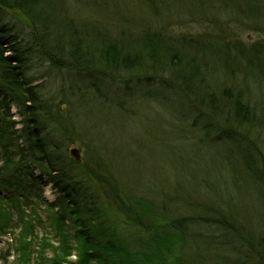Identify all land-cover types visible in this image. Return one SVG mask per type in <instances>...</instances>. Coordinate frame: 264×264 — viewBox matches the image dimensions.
Returning a JSON list of instances; mask_svg holds the SVG:
<instances>
[{
  "label": "rangeland",
  "instance_id": "obj_1",
  "mask_svg": "<svg viewBox=\"0 0 264 264\" xmlns=\"http://www.w3.org/2000/svg\"><path fill=\"white\" fill-rule=\"evenodd\" d=\"M238 2L241 0H53L42 10L52 21L50 39L55 52L62 53V41L67 44L72 38L80 41L76 44L79 56L93 54L100 65L104 47L106 53L134 55L144 45L154 48L152 41L160 35L176 50L197 57L203 54L214 69L212 80L217 89L238 91L263 114L264 77L259 78L253 65L244 63L237 51L254 55L250 47L264 44V0L256 6ZM0 25H7L22 46L30 44L38 51L31 41V25L17 11L0 15ZM33 57L29 74L51 106L53 120L61 121L65 145L59 155L69 159L68 147L75 143L82 159L87 152L86 157L97 163L101 160L104 169L118 174L125 187L121 197L127 204L128 194L134 192L157 199L152 195L161 187V197L177 199L172 208L177 206L179 214H198L196 208L207 206L213 213L203 211L201 215L208 222L224 217L254 243L240 242L234 232L193 227L185 241L182 264H261L258 254L264 247L261 249L258 239L264 236V131L250 136V141H221L227 135L206 134L193 104L158 84L149 72L133 79L100 68L96 60L98 71L88 73L68 69L65 62L55 65L42 54ZM11 112L19 122L15 106ZM254 154L256 174L244 166L255 167L251 165ZM35 173L40 175L39 170ZM95 188L106 200L100 185ZM39 189L42 200L53 202L59 196L49 182ZM56 219L55 211L38 200L30 207L0 202V264L13 263L18 255L15 250L21 257L27 247L32 263L49 264L56 260L55 251L58 259L75 261V239L63 238L65 244H61L62 236L74 232L66 227L59 235L52 225Z\"/></svg>",
  "mask_w": 264,
  "mask_h": 264
},
{
  "label": "trees",
  "instance_id": "obj_2",
  "mask_svg": "<svg viewBox=\"0 0 264 264\" xmlns=\"http://www.w3.org/2000/svg\"><path fill=\"white\" fill-rule=\"evenodd\" d=\"M51 1L0 0V15L5 16L9 11L21 14L31 25V41L38 47L35 52L30 44L22 46L7 25H0V202L14 201L30 207L36 200L41 201L55 211L57 219L52 225L59 235L62 236L66 227H70L69 233L74 232L62 236L61 244H65L63 238L75 239L78 245L76 260L58 259L55 251L56 260H50L49 264H182L185 241L193 227L234 232L241 238L240 242L254 245L247 236L243 237V232L228 225L224 217L208 222L207 217L201 215L203 211L213 213L207 206L196 208L198 214H179L177 206L172 208V202L177 199L161 197V187L152 195L157 199L138 196L135 192L128 194L129 205L121 197L125 192L123 181L118 174L112 175L114 171L104 169L101 160L98 163L96 159L91 160L90 156L86 157L87 152L83 164L61 156L65 145L61 121L53 120L51 106L40 86L35 84L37 80L30 76L28 65L37 53L55 65L61 66V62H65L68 69L88 73L98 70L94 68L93 61L97 63V58L93 54L79 56L78 40L71 38L66 44L64 39L62 53L55 52L50 39L52 21L42 10L44 6H51ZM259 2L241 0L237 4L256 6ZM155 37L154 48L144 45L141 52L134 55L106 53L104 47L97 66L120 76L122 73L132 75L133 79H139L140 74L147 76L149 72L158 84L182 101L188 99L193 104V112L206 134L227 135L221 141H245L264 131V113L245 102L238 91L217 89L212 80L214 69L203 54L200 58L176 50L167 38ZM250 50L254 55L245 56V50L237 53L243 55L244 63L253 65L259 78L264 77V44L254 45ZM89 59L91 63L86 64ZM146 82L151 83L150 80ZM13 106L17 109L19 122L13 120ZM18 123L20 128H17ZM248 145L251 149V144ZM256 156L254 154L255 160L251 163L255 167L245 164L246 171L258 173L255 171ZM100 158L98 155L97 159ZM37 170L40 171L38 176ZM47 182L59 194L53 202L41 199L39 187ZM96 185H100L106 200L96 192ZM121 229L125 231L121 232ZM258 243L262 249L264 236H259ZM29 249L27 247L21 257L16 249L18 255L11 264H36L31 261ZM258 257L259 263L264 264V249Z\"/></svg>",
  "mask_w": 264,
  "mask_h": 264
},
{
  "label": "water",
  "instance_id": "obj_3",
  "mask_svg": "<svg viewBox=\"0 0 264 264\" xmlns=\"http://www.w3.org/2000/svg\"><path fill=\"white\" fill-rule=\"evenodd\" d=\"M69 158L75 160L77 163H82L83 160L81 158L80 150L75 147L74 143H71L70 147L68 148Z\"/></svg>",
  "mask_w": 264,
  "mask_h": 264
}]
</instances>
